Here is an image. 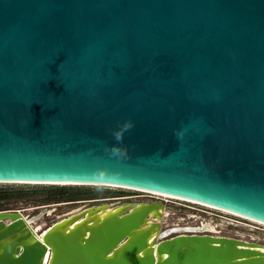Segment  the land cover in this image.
Here are the masks:
<instances>
[{"label": "water", "instance_id": "1", "mask_svg": "<svg viewBox=\"0 0 264 264\" xmlns=\"http://www.w3.org/2000/svg\"><path fill=\"white\" fill-rule=\"evenodd\" d=\"M0 182L133 187L258 233L241 215L264 222V0H0ZM162 204L42 238L2 209L0 264H264L201 220L152 235Z\"/></svg>", "mask_w": 264, "mask_h": 264}, {"label": "rangeland", "instance_id": "2", "mask_svg": "<svg viewBox=\"0 0 264 264\" xmlns=\"http://www.w3.org/2000/svg\"><path fill=\"white\" fill-rule=\"evenodd\" d=\"M62 190V191H61ZM79 193L77 197L85 198L79 200L95 199L92 202L85 204L97 205L100 202L114 201L120 199L118 203H127L133 201H151L160 200L161 197L151 195L147 192H141L123 187L109 186V185H53V184H36V183H7L0 182V210L2 209H16L22 210L26 215H34L37 213L41 206L51 205L59 202L57 195L60 193ZM69 197V196H66ZM159 197V198H157ZM106 201H100L101 199ZM91 201V200H89ZM62 202V201H60ZM169 209L168 215L163 219V226L167 227L179 224L188 226L187 223H197L200 220H208L215 226V233L218 235H228L245 239L247 241L260 242L264 244V225L245 219L258 233L249 227L238 216L232 215L217 209H211L204 205L192 204L187 201L169 199L164 202ZM75 205V204H74ZM53 206V205H52ZM54 212L47 215L44 214L37 222H44V225L51 224L56 219L64 217L73 210V205L68 206H53ZM73 207V208H72ZM207 207V208H206ZM32 209V210H31ZM39 209V210H38ZM178 222V223H177ZM175 223V224H173ZM173 224V225H170Z\"/></svg>", "mask_w": 264, "mask_h": 264}, {"label": "bare ground", "instance_id": "3", "mask_svg": "<svg viewBox=\"0 0 264 264\" xmlns=\"http://www.w3.org/2000/svg\"><path fill=\"white\" fill-rule=\"evenodd\" d=\"M21 183H24V182H21ZM29 183H36V184H61V185L77 184V183H67V182H29ZM104 185H108V184H104ZM109 186H111V187L112 186H116V187H120V188L123 187V188H126V189H132V190H137V191H141V192H147V193H149L151 195H157V196L161 197V201L162 202H164V200L167 201V200H169L171 198V199H176V200L187 201V202L192 203V204L194 203V204L204 205V206H207L208 208L210 207L211 209L213 208V209H217V210H220V211H224V213L227 212V213H231L232 215H236L232 211H229V210H226V209H222V208H219V207H215V206H212V205L200 203V202H197V201H194V200H191V199H185V198H182V197L166 195V194H162V193H158V192L147 191V190L137 189V188H133V187H126V186H119V185H109ZM106 199L103 198L100 201H106ZM91 201H94V200H91ZM66 203H70V202L62 201V202L51 204V205H49V204L45 205V206L43 205L41 208H43V209L45 207L46 208H51V210L48 211V214H51L55 210V209H52L53 206L65 205ZM140 205H141V201H133V204L118 203V202H115V203L112 204V203H107V202H100L97 205L86 206V207H84V210H80V208H77V209L74 208L73 210L68 212V214H65L64 217L62 216V218H60L58 220L56 219V221H59V220L65 218V217H68V216H70V215H72L74 213H77L80 210V212H78L76 214V216H73V218H71V220L64 222V223H66L65 224V228L67 229V228H71V227H76V226L82 224L83 221H85V222L86 221H91L94 218L101 219V217H104V215H106V214H109V213H112V212H119L120 210H122L126 206L127 207L128 206L139 207ZM91 206H93V208H89ZM168 209L169 208H166L165 204H162V206H159L156 210L149 211L147 219L145 220V225L148 226L153 219H156L160 223L159 227L155 230L154 234H152V235L157 234L160 226L163 225L162 221L168 215V213H167ZM15 211H19L21 213L22 217L32 227V229L35 230L36 235H38V237L42 238V231H43V229L47 228L48 224L44 225V222L43 223L42 222L38 223L37 220L42 218L43 213L39 214L38 216L32 217L31 219H28L26 217V214L23 213V209L22 210H15ZM241 216L244 219H248L250 221H253V222H256V223H260V224L264 225V222H262V221H259V220H256V219H253V218H250V217H246L244 215H241ZM56 221H54V222H56ZM51 224H49V225H51ZM199 225H200L199 229L207 228V229L212 230V231L215 232V226L208 220H202L199 223ZM174 227H176V230L179 229V228L180 229L183 228V226L179 225V224H175ZM184 227L186 229H189V230H193V229L197 230L195 227H192V226H184ZM167 228H170V227H167ZM44 231H46V230H44ZM256 243H257V246H259V249L264 251V244H262L260 242H256Z\"/></svg>", "mask_w": 264, "mask_h": 264}, {"label": "trees", "instance_id": "4", "mask_svg": "<svg viewBox=\"0 0 264 264\" xmlns=\"http://www.w3.org/2000/svg\"><path fill=\"white\" fill-rule=\"evenodd\" d=\"M78 194L79 193H69V194H66V193L62 192L59 195H57V197H53V198H57L58 199L57 201H54V202L85 199V198L77 197ZM66 196H69V197H66Z\"/></svg>", "mask_w": 264, "mask_h": 264}, {"label": "flooded vegetation", "instance_id": "5", "mask_svg": "<svg viewBox=\"0 0 264 264\" xmlns=\"http://www.w3.org/2000/svg\"><path fill=\"white\" fill-rule=\"evenodd\" d=\"M157 198H159V197H157ZM58 206H61V205H58ZM41 207H42V206H41ZM41 207H40V208H41Z\"/></svg>", "mask_w": 264, "mask_h": 264}]
</instances>
